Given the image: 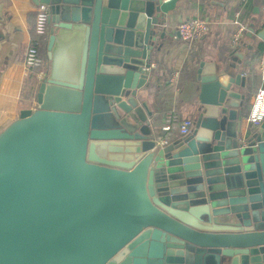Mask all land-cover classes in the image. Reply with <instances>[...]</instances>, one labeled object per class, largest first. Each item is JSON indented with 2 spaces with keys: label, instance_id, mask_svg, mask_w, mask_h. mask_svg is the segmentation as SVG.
I'll use <instances>...</instances> for the list:
<instances>
[{
  "label": "water",
  "instance_id": "obj_1",
  "mask_svg": "<svg viewBox=\"0 0 264 264\" xmlns=\"http://www.w3.org/2000/svg\"><path fill=\"white\" fill-rule=\"evenodd\" d=\"M32 1L50 71L0 131V264H264V123L241 130L237 51L196 64L189 132L161 141L146 99L179 0Z\"/></svg>",
  "mask_w": 264,
  "mask_h": 264
},
{
  "label": "crops",
  "instance_id": "obj_2",
  "mask_svg": "<svg viewBox=\"0 0 264 264\" xmlns=\"http://www.w3.org/2000/svg\"><path fill=\"white\" fill-rule=\"evenodd\" d=\"M250 5L251 11L244 7ZM32 0H0V131L17 119L23 109L36 106L37 80L34 71L24 67L25 51L35 40L34 24L36 7ZM256 10V11H255ZM247 26L253 25L254 33L246 35L236 48L241 58L230 48L236 12ZM188 18L207 22V33L196 41L182 42L177 36L178 24ZM49 28L39 41L45 73L50 71L47 44ZM264 30V0H179L176 8L167 16L166 39L151 62L153 78L147 104L153 111L154 131L161 141L180 137L179 126L185 119L192 120L197 101L199 83L196 80V64L205 61L218 64L236 58L239 72L245 79L241 130L252 127L247 118L252 100L262 85L258 69L259 55L264 41L257 34ZM176 74V75H175ZM165 128H168L167 130Z\"/></svg>",
  "mask_w": 264,
  "mask_h": 264
},
{
  "label": "built area",
  "instance_id": "obj_3",
  "mask_svg": "<svg viewBox=\"0 0 264 264\" xmlns=\"http://www.w3.org/2000/svg\"><path fill=\"white\" fill-rule=\"evenodd\" d=\"M241 12H236L234 20V31L231 35L230 48L236 50L241 44L242 39L246 35L247 27L240 19ZM48 7L46 5H38L36 7L34 35L35 40L31 41L25 51L24 67L27 71H34L37 80L44 79L45 62L40 55L39 41L42 39L46 32L48 25ZM208 31V24L199 18H188L181 21L176 32L182 42L196 41L204 36ZM258 69L260 72L261 86L254 94L250 113L248 115V122L251 126L257 127L264 123V50L261 51L258 60ZM176 75V74H175ZM192 121L185 119L179 126V134L181 136L187 135L191 127ZM166 130L168 128H165Z\"/></svg>",
  "mask_w": 264,
  "mask_h": 264
},
{
  "label": "trees",
  "instance_id": "obj_4",
  "mask_svg": "<svg viewBox=\"0 0 264 264\" xmlns=\"http://www.w3.org/2000/svg\"><path fill=\"white\" fill-rule=\"evenodd\" d=\"M244 9H245V11L247 12H250L251 11V7H250V5H247L246 7H244ZM264 48V47H263Z\"/></svg>",
  "mask_w": 264,
  "mask_h": 264
},
{
  "label": "rangeland",
  "instance_id": "obj_5",
  "mask_svg": "<svg viewBox=\"0 0 264 264\" xmlns=\"http://www.w3.org/2000/svg\"><path fill=\"white\" fill-rule=\"evenodd\" d=\"M40 54H41V50H40Z\"/></svg>",
  "mask_w": 264,
  "mask_h": 264
}]
</instances>
